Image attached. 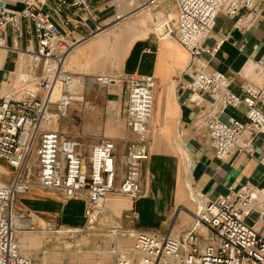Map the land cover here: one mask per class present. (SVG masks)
<instances>
[{
    "label": "built area",
    "instance_id": "obj_1",
    "mask_svg": "<svg viewBox=\"0 0 264 264\" xmlns=\"http://www.w3.org/2000/svg\"><path fill=\"white\" fill-rule=\"evenodd\" d=\"M22 4L18 12L0 6V57L17 55L23 74L6 94L0 95V162L13 174L11 182L0 179V264H32L19 252L13 222L32 221L24 214L12 215L14 199L31 189L60 193L71 199L84 196V225L79 233L95 231L99 216L111 195L129 200L142 196L141 172L149 158V126L154 108L155 80L152 76L129 75L125 127L129 133L125 150L119 155L113 140L101 138L88 152L76 137L52 129L63 122L83 97L77 93L80 79L65 71L70 53L85 38L62 33L60 23L67 8H81L92 21L91 0H14ZM136 13L151 11L162 0H136ZM264 0H176V26L167 23L159 39L173 37L187 52L189 64L177 79L178 91L189 90L199 96L216 98L223 107L245 108L242 121L227 122L209 117L203 123L208 148L217 160L232 153L252 156L254 140L264 135V85L240 87L241 95L231 91L233 78L219 71H207L203 58L218 50L205 39L215 17L235 18L246 11L256 19L257 4ZM58 21V22H57ZM99 30V28H98ZM9 32L13 44L7 45ZM21 42V47L17 43ZM264 69V54L259 62ZM17 76V74H12ZM187 76L189 81L183 82ZM119 79L98 75L84 78L86 85L106 88ZM264 168V154L259 160ZM251 208L258 213L253 225L246 219ZM124 219L133 225L136 217ZM29 226H36L32 222ZM28 227V226H26ZM45 232H56L51 226ZM130 246L112 249V264H264V185L249 184L206 201L191 226L179 238L156 231H128Z\"/></svg>",
    "mask_w": 264,
    "mask_h": 264
},
{
    "label": "crops",
    "instance_id": "obj_2",
    "mask_svg": "<svg viewBox=\"0 0 264 264\" xmlns=\"http://www.w3.org/2000/svg\"><path fill=\"white\" fill-rule=\"evenodd\" d=\"M0 6L10 12L22 8L14 0H0ZM89 6L94 21L75 7L63 10V17L70 20L68 28L57 22L62 33L72 32L77 39L85 38L70 53L64 68L80 79L77 93L83 97L87 110L85 117L72 119L68 125L73 124L74 132L86 134L90 141L84 143L79 134H71L65 121L52 129L76 137L85 152L101 138L111 139L121 155L129 138L125 127L129 89L124 78L150 75L156 83L149 158L141 172L142 196L136 200L109 196L95 227L109 242L112 264L113 247L133 243L126 232L156 231L179 238L191 226L202 204L226 193L229 187L237 189L249 184L260 189L264 185V168L259 164L264 154V135L254 140L252 156L234 152L227 159L217 160L210 152L205 120L217 117L227 122L233 117L244 121L245 108L223 107L209 94L178 91L176 78L188 66L189 56L173 37L156 36L159 25L176 26V0H162L151 10L153 14L134 12L136 0H91ZM256 8V19L243 10L235 18L218 14L205 39L210 49L219 46L214 53L204 56L206 70L232 77L231 91L238 95L244 84L258 88L264 85V69L259 65L264 54V3ZM17 43L21 47V42ZM11 44L8 32L7 45ZM17 61L13 52L1 55L0 81L13 74ZM21 70L20 64L18 72L22 73ZM98 75L119 80L106 88L83 81ZM188 81L184 75L183 82ZM69 114L72 116V109ZM100 116L103 121L98 123ZM4 172L9 176L7 169ZM15 206L37 217L36 224L42 227L59 226L75 231L84 225L83 195L66 199L58 192L33 188L16 197ZM126 214L135 215L133 225L124 219Z\"/></svg>",
    "mask_w": 264,
    "mask_h": 264
},
{
    "label": "rangeland",
    "instance_id": "obj_3",
    "mask_svg": "<svg viewBox=\"0 0 264 264\" xmlns=\"http://www.w3.org/2000/svg\"><path fill=\"white\" fill-rule=\"evenodd\" d=\"M143 14H153V11H144ZM17 66V65H16ZM22 71V70H21ZM18 73V67L13 74ZM23 73V71H22ZM13 75H9L6 81H0V95L6 94V92L12 87L18 89L19 83L16 82ZM101 97V96H100ZM102 102V98H100ZM99 108H102V103H99ZM72 109V116L68 114V117L64 120L65 126L71 134H79L82 141H90L84 133L77 131L74 132L73 124L68 125L69 121L75 118L85 117L86 109L85 103H76ZM70 109V110H71ZM89 113H91L89 111ZM103 121L100 116L98 123ZM9 171V176L4 175V170ZM0 179L4 182H11L13 174L6 167V165L0 162ZM252 186V185H251ZM253 187V186H252ZM122 199L124 197H118ZM16 199V198H15ZM15 199L11 208L12 215L24 214L26 217L32 219L37 218L28 212L22 211L19 207L15 206ZM258 213L255 208H251L246 223L253 225L257 220ZM35 220V219H34ZM44 225V224H43ZM46 227L36 224L31 227L15 228L14 239L18 245L19 252L22 256L29 259L32 264H110V248L109 242L104 236H100L97 231L88 233L75 232L72 229L60 228L59 226H51L56 232L48 233L43 229Z\"/></svg>",
    "mask_w": 264,
    "mask_h": 264
},
{
    "label": "bare ground",
    "instance_id": "obj_4",
    "mask_svg": "<svg viewBox=\"0 0 264 264\" xmlns=\"http://www.w3.org/2000/svg\"><path fill=\"white\" fill-rule=\"evenodd\" d=\"M166 25L167 23H164L162 25H159L157 28H156V34L158 33V35H161L163 32H164V29L166 28ZM22 75L21 72H18L17 73V76L14 75V79L16 81H18L19 77ZM36 222L34 219H32V221H24L23 223H19V222H13L16 226H21V227H26V226H29L30 224H32V222Z\"/></svg>",
    "mask_w": 264,
    "mask_h": 264
}]
</instances>
